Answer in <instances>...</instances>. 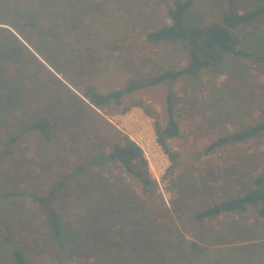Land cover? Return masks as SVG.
<instances>
[{
	"label": "rangeland",
	"instance_id": "1",
	"mask_svg": "<svg viewBox=\"0 0 264 264\" xmlns=\"http://www.w3.org/2000/svg\"><path fill=\"white\" fill-rule=\"evenodd\" d=\"M185 1L0 0V82L17 92L5 106L0 99V264H16L15 250L28 264H264L262 205L197 219L264 176V134L207 153L264 119L263 62L231 57L172 85L181 134L168 143L178 158L159 182L143 157L134 173L117 161L95 164L129 140L108 118L140 107L156 126L167 124L166 84L135 89L119 106L97 108L84 95L184 67L182 45L147 35L170 25L169 9ZM190 1L192 26L264 3ZM233 32L246 52L264 57V18ZM38 120L46 131L33 128ZM56 189L47 208L73 234L67 250L56 246L35 199Z\"/></svg>",
	"mask_w": 264,
	"mask_h": 264
},
{
	"label": "trees",
	"instance_id": "2",
	"mask_svg": "<svg viewBox=\"0 0 264 264\" xmlns=\"http://www.w3.org/2000/svg\"><path fill=\"white\" fill-rule=\"evenodd\" d=\"M191 8L192 1L190 0L177 2L168 11L171 24L163 26L147 35V39L151 43L182 45L188 54V62L184 67L166 70L142 84L130 83L122 90L101 93L94 88H90L84 95L88 102L97 108L105 107L112 102L119 106L122 103L123 97L135 89L159 84L168 85L170 91L167 102V124L162 126L158 122L157 134L162 147L168 153L174 165L177 163L178 154L170 149L168 140L178 138L181 130L175 115V103L172 98L173 91L171 90L172 85L184 77L199 76L206 70L219 66L223 61L231 57H243L256 63H264V57L246 52L242 47L240 37L233 32L264 18V3L257 9L243 13L231 11L223 17L221 23L205 26H192L187 23L186 17ZM129 108L127 107L125 110ZM147 111L151 113L149 110ZM33 128L46 131L48 123L44 120H38L33 125ZM260 134H264V119L249 128L219 138L208 147L207 153L214 152L228 144L248 143ZM138 160L142 161L140 149L127 141L125 146L116 145L110 155H102L101 159L95 161V164L104 165L111 161H117L127 171L134 173L132 164ZM149 183V181H145L146 185ZM57 190L59 189L53 191L46 198L39 199L35 197V199L40 202L47 214L56 246L62 250H67L70 243L74 240L73 234L64 228L61 218L47 208L48 203ZM13 196L14 194L6 195V197ZM258 205H262L259 216L264 217V176H259L255 179L250 192L240 198L208 207L197 214V219L203 221L225 213H246L249 207H257ZM13 258L16 264H28L25 256L20 251L15 250Z\"/></svg>",
	"mask_w": 264,
	"mask_h": 264
},
{
	"label": "built area",
	"instance_id": "3",
	"mask_svg": "<svg viewBox=\"0 0 264 264\" xmlns=\"http://www.w3.org/2000/svg\"><path fill=\"white\" fill-rule=\"evenodd\" d=\"M130 143L136 145L146 160L149 173L154 181L160 177L170 164V157L162 147L157 134V126L144 109L133 107L124 114L107 119Z\"/></svg>",
	"mask_w": 264,
	"mask_h": 264
},
{
	"label": "flooded vegetation",
	"instance_id": "4",
	"mask_svg": "<svg viewBox=\"0 0 264 264\" xmlns=\"http://www.w3.org/2000/svg\"><path fill=\"white\" fill-rule=\"evenodd\" d=\"M17 92L9 88L4 83L0 82V99L2 104L5 106L10 99H13L16 96Z\"/></svg>",
	"mask_w": 264,
	"mask_h": 264
}]
</instances>
